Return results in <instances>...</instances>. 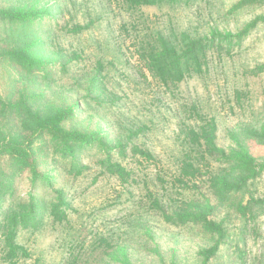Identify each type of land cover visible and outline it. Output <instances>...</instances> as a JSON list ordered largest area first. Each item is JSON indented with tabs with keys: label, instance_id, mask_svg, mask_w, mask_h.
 <instances>
[{
	"label": "rangeland",
	"instance_id": "1",
	"mask_svg": "<svg viewBox=\"0 0 264 264\" xmlns=\"http://www.w3.org/2000/svg\"><path fill=\"white\" fill-rule=\"evenodd\" d=\"M16 1L0 0V6ZM235 1L193 0L187 5L144 7L129 13L112 0H47L45 5H49L48 11L55 18L49 16L34 29L48 44L49 39L53 41V48L48 47L45 54L65 64L68 70L63 71L57 64V69L53 66L52 80L41 75L34 83L26 78L17 79L18 70L1 63L0 97L15 103L27 100L34 109L77 105L74 117L65 123L66 129L98 133L112 142L126 140L130 131L147 127L148 132L137 142L161 160L159 171L166 182H171L179 161L188 151L186 127L200 121L194 106L205 118L217 120V141L224 149L235 143L232 136L243 126L264 122V72L258 77L243 74L264 66V26L260 24L240 46L227 53L229 44L238 41L246 25L264 17V12L234 11ZM76 24L87 29L80 34L68 33L67 29ZM21 30L0 22V49ZM183 32L193 38L221 43L223 50L216 49L210 56V74L206 77L191 78L174 93L163 92L137 74L140 63L136 41L148 33ZM74 54L80 59L71 60ZM100 66L106 69L109 91L117 95L112 105H98L89 94V83ZM237 91L243 93L242 105L237 102ZM21 123L20 118L0 114V138L3 132L17 130ZM50 146L41 161L42 171L52 179V187L43 185L35 190L30 175H21L13 196L0 211V222L8 209L27 200L30 194L37 193L39 201H50L56 195L54 191L60 189L71 205L68 221L58 224L46 215L40 229L19 228L18 242L29 253L20 264H202L198 251L209 245L208 240L194 227L167 223L150 206L146 181H153L164 195L166 206L180 198L170 184L159 183L157 169L139 165L134 159L119 160L134 170L139 181L122 186L116 177L101 174L104 171L101 161L106 154L88 148L79 156L88 170L75 177L68 172L70 160L60 158ZM249 149L256 163L263 166L264 146L250 143ZM256 187L263 198L264 174ZM198 188L187 192L190 194L187 198L216 203L206 182ZM217 215L218 219L223 218L224 211ZM243 226L234 217L227 223L230 238L210 264H264V217L259 220L256 232L247 237L242 234ZM2 238L0 233V264H6L1 260ZM241 252L246 254L244 259L240 258Z\"/></svg>",
	"mask_w": 264,
	"mask_h": 264
},
{
	"label": "trees",
	"instance_id": "2",
	"mask_svg": "<svg viewBox=\"0 0 264 264\" xmlns=\"http://www.w3.org/2000/svg\"><path fill=\"white\" fill-rule=\"evenodd\" d=\"M112 1L117 2L129 13H135L144 7L187 5L193 0ZM45 2L47 0H17L16 3L0 6V22L22 29L20 34L11 38V42L0 49V64L8 63L12 69H17V79L26 78L35 83L43 75L52 80L53 66L57 69V64L62 66L63 71L68 70L65 64L56 61L52 55L45 54L48 47L53 48V41L49 39L48 44L34 29L36 24H42L49 16L55 18L52 12L48 11L49 5H45ZM232 8L237 12L255 9L264 12V0H236ZM260 24L264 26L262 16L248 23L238 41H230L227 53L232 52L236 45L240 46L246 36L254 32ZM86 29L76 24L67 29V32L80 34ZM124 30L130 32L127 26H124ZM136 47L140 63L137 69L139 77L152 87L170 93L178 91L180 86L191 78H204L210 74V56L216 49L221 52L223 50L221 43L193 38L188 32L180 35L148 33L144 38L140 35ZM219 56L222 55L219 53ZM70 59L74 61L80 57L74 54ZM105 70L104 66H100L89 83L90 97L98 105H112L115 103L114 99H117V95L107 87ZM263 72L264 66H261L252 71L246 70L243 74L258 77ZM236 97L238 104L242 105L243 93L237 91ZM33 107L27 100L15 103L0 97V114L5 113L22 121L21 127L15 131L3 132L0 138V211L5 201L13 196L18 178L25 173L30 175L33 189L38 190L43 185L52 187V179L42 171L44 163L41 161L52 145L60 158L70 160L68 172L75 177L82 176L88 170L79 159L88 148L98 149L106 154L105 159L101 161L104 168L101 174L116 177L122 186H131L139 181L134 170L127 168L119 160L134 159L139 165L147 164L157 169L159 183L162 186L170 184L180 198L178 201L172 200L168 207L164 204V195L156 189L153 181H146L145 190L150 206L159 212L167 223L179 227H194L208 240L209 245L198 251L202 264H210L217 257L220 247L228 242L230 231L227 223L233 217L243 223L242 234L246 237L252 231L256 232L259 220L264 217V197L261 198L257 194L256 187L263 178L264 165L256 163L249 149L250 143L264 146V122L261 125L243 126L232 136L235 143L224 149L219 147L217 141V120L205 118L194 106L193 110L200 121L186 127L185 140L188 151L184 159L179 161L177 173L172 181L166 182L163 173L159 171L161 160L149 148L137 142L140 136L148 132L147 127L130 131L126 140L112 142L98 133L66 129L65 123L74 117L77 105L66 108L51 106L46 109ZM115 155L119 159H115ZM219 160L221 163L216 165ZM203 182L208 184L216 199L215 204L187 198L190 195L187 192L199 189L198 186ZM54 192L56 195L50 201H39L37 193L30 194L27 200H21L13 209L5 212L0 222V233L3 237L1 260L4 263L20 264L29 256L26 248L18 242L19 228L40 229L46 215L58 224L68 221L71 205L67 201L66 193L61 189ZM220 210L224 211V217L218 219L217 213ZM241 253L240 258L244 259L246 254Z\"/></svg>",
	"mask_w": 264,
	"mask_h": 264
}]
</instances>
